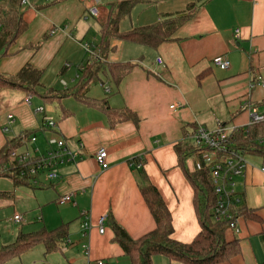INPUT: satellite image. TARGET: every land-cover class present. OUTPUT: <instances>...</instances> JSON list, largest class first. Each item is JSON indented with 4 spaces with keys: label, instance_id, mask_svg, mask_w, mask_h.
<instances>
[{
    "label": "crops",
    "instance_id": "obj_1",
    "mask_svg": "<svg viewBox=\"0 0 264 264\" xmlns=\"http://www.w3.org/2000/svg\"><path fill=\"white\" fill-rule=\"evenodd\" d=\"M164 2L136 4L139 11L122 19L119 31L176 20L192 3ZM109 3L96 0L98 16L92 17L85 0H29L27 10L19 8L26 29L0 58V73L14 76L28 64L43 71L38 93L72 89L91 57L84 47L97 51ZM153 7L157 8L153 11ZM194 9L189 19L173 25L169 40L156 49L113 40L115 49L106 62L136 66L118 85L101 73L99 82L86 94L90 104L71 96L45 102L18 90L0 92V150L21 134H35L36 141L23 145L19 152L37 149L43 155L46 139L56 137L78 156L75 163L58 166L57 181L40 173L37 186L15 187L11 180L0 178L6 181L5 189L0 190L5 194L0 195V211L10 206L13 217L22 219L13 220L15 229L20 224L16 231L12 226L13 236L67 225V241L56 251L65 264H129L114 242L113 222L132 240L155 229L140 192V171L171 215L172 238L190 243L199 233L193 190L179 166L177 149L189 143L188 137L197 127L213 131L221 124L238 131L250 126L252 115L264 116V85L259 83L264 82V0H203ZM218 57L228 61L226 70L214 65ZM102 101L106 104L101 105ZM40 107L43 114L37 112ZM105 107L110 113L129 111L136 122L111 126ZM44 115L57 123L56 131L42 129ZM100 148L107 152L105 170L94 159ZM194 162L192 158L185 161L189 171ZM247 162L250 166L234 179L240 198L237 206L242 209L237 230L225 231L226 241H235L238 252L222 264H264V175L260 172L264 162L254 157ZM65 195H72L71 201L59 204L57 200ZM17 204L26 212L37 213L33 222L16 213ZM52 210L56 214L49 221L47 213ZM103 216L105 231L100 235L97 226ZM84 222L90 229L82 227ZM8 244L0 241V246ZM48 255L43 253L44 258ZM41 264L62 262L53 258Z\"/></svg>",
    "mask_w": 264,
    "mask_h": 264
},
{
    "label": "trees",
    "instance_id": "obj_2",
    "mask_svg": "<svg viewBox=\"0 0 264 264\" xmlns=\"http://www.w3.org/2000/svg\"><path fill=\"white\" fill-rule=\"evenodd\" d=\"M141 2L142 0H116L108 4V17L106 22L100 26L99 44L97 51H94L96 55L87 60L82 68L81 78L72 89L61 92L48 89L42 94L38 93L37 89L41 87L43 71L27 64L14 76L0 73V92L18 90L25 92L28 96L37 95L45 102L71 96L90 104L92 101L86 98V94L91 85L99 82L101 73L105 72L111 81L118 85L136 66L131 62L117 64L106 62L107 55L115 49L111 45L113 40L156 49L169 40L174 30L173 25L189 19L195 10V3L189 4L187 13L177 17L176 20L158 22L151 26L121 33L119 31L121 20L129 16L132 8ZM20 7V0L0 1V58L6 56L9 47L26 29V24L19 11ZM100 104L106 103L102 101ZM104 110L109 113V119L113 121L110 122L111 126L116 122H136V116L129 111L110 113L111 110L106 107ZM31 136L35 134H21L15 139L8 140L0 150V178L11 180L15 187L37 186V181L35 184L32 182L34 178L21 176V167L16 166V162L11 158V153L28 144ZM205 153H211V150L206 147H197L190 140L189 143L183 144L182 148L177 149L179 166L193 190V205L200 228L199 233L190 243H180L172 238L171 215L157 189L140 171L142 177L140 192L154 219L155 229L137 240H132L121 227L113 222L114 242L122 249L129 264H153V258L156 256L165 257L170 263L222 264L237 254L236 242L228 243L225 239L228 222L213 220L212 210L216 206V196L211 181V166L205 165L202 160ZM233 154L244 159L259 158L264 162V122L252 124L248 128L234 131L229 135L225 149L218 153V158H230ZM191 158L195 162L192 171H189L185 166V161ZM138 163L140 164V159L136 164ZM0 195L5 194L0 193ZM230 211L236 217L242 214V209L238 206H232ZM67 237V225H61L51 231L44 228L31 232L20 231L14 242L0 246V264H6L12 259L19 258L38 245L44 247L45 255L56 252L60 250L63 243H66Z\"/></svg>",
    "mask_w": 264,
    "mask_h": 264
},
{
    "label": "built area",
    "instance_id": "obj_3",
    "mask_svg": "<svg viewBox=\"0 0 264 264\" xmlns=\"http://www.w3.org/2000/svg\"><path fill=\"white\" fill-rule=\"evenodd\" d=\"M85 3L87 4L88 14L92 17H97L98 9L96 6V0H85ZM20 5L28 7L30 6L28 0H20ZM54 31L55 29L51 30L50 34H53ZM238 33L239 31L236 30L235 34ZM84 50L91 57L96 55L90 46H85ZM213 63L222 70H226L229 67V63L225 57L215 58ZM259 83L264 85V82L261 80ZM171 108H174V106ZM37 112L43 114L44 108H38ZM8 119L11 120L12 117L8 116ZM261 122H264V116H251L250 125ZM42 128L44 130L55 131L57 129V123L53 119L44 115L42 117ZM234 131L235 130L233 129H228L226 126L218 124L213 131H208L202 127H197L196 131L188 137L193 145L197 147H206L211 150V153L203 154L202 160L205 165L211 166L210 175L214 188V194L216 196V206L212 210L213 220L216 222L227 221L228 229L232 231L237 230V217L231 213L230 208L232 206H237L240 202V198L238 197L235 190L236 185L234 179L236 177L242 176L244 170L250 166L247 162V159L238 157L234 154L230 158H218V153L224 151L228 137ZM35 141L36 137L31 136L29 143H34ZM45 143L47 149L43 155L39 154L37 149L32 153L19 151L11 153V158L14 162H16V166L21 167V176H29L34 178L32 181L34 184L35 181H37L36 178L40 173L45 174L49 181H57L58 166L66 162L78 160L77 155L68 151L65 142L62 139L50 137L46 139ZM35 158L36 161H34ZM94 159L102 170L108 168L107 152L105 149H98L94 155ZM135 166L139 168L140 164L138 163ZM260 172L264 175V167L260 168ZM71 199L72 195H65L60 197L57 202L59 204H63L70 202ZM13 220L15 222H20L22 219L19 215H15ZM104 221L105 216L101 217L98 221L97 229L100 235H103L105 231L103 226ZM82 227L84 229H90L88 222H84ZM97 264L105 263L98 262Z\"/></svg>",
    "mask_w": 264,
    "mask_h": 264
},
{
    "label": "rangeland",
    "instance_id": "obj_4",
    "mask_svg": "<svg viewBox=\"0 0 264 264\" xmlns=\"http://www.w3.org/2000/svg\"><path fill=\"white\" fill-rule=\"evenodd\" d=\"M101 1L104 4L105 1L113 2L116 0H101ZM142 1H145L149 4H154V3L158 4L159 1H161L162 3L166 2V1L164 2V0H142ZM199 1L200 0H191V2H192L191 4L195 3V5H197L199 3ZM26 7H28V6H22L21 9L23 11H25V10H27ZM139 8L140 7L138 5L137 6L135 5V7L133 8L134 10L132 9L133 12L131 11L132 13H130L129 17H127V18H131L130 16H135L136 12L139 11ZM155 8H157V7H153L152 10L154 11ZM140 14H142V13H140ZM90 20H92V18H90ZM80 23H83V22L81 21ZM128 23H129V21H128ZM122 25H125V21L122 23ZM2 180L3 179H0V190L5 189V184H6L5 182L6 181L3 182ZM22 208L23 207L21 204H17L15 207L16 213L21 214V215H27L26 220L30 218V221L33 222V218L37 215V213L35 214V213H31V212H26V210H22ZM27 211H29V210H27ZM47 214H48V220L52 221L54 219L56 212L55 211L53 212V210H52V211H48ZM13 215H14V208L12 209L10 206L8 208H4L0 211V241L3 240V241H6V243H12L16 239V236H13V233H15L16 229H18L20 227V224L16 225V229H15V226L13 224H16V223H14V221H13V218H12ZM12 226H14L15 231H14ZM8 230L10 231V233H8ZM12 237H14V238H12ZM43 253H44V247L42 245H38V246L32 248L31 250L25 252L19 258L12 259V260L8 261L6 264H41V263H43V261L44 262H50L53 258H55L57 261L62 262V264H65L64 259L62 258L60 253H58V252L51 253L46 258H44ZM153 264H179V263H176V262L170 263L165 257L156 256L153 258Z\"/></svg>",
    "mask_w": 264,
    "mask_h": 264
}]
</instances>
